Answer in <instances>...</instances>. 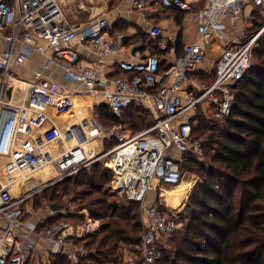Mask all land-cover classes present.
<instances>
[{"label": "built area", "instance_id": "obj_1", "mask_svg": "<svg viewBox=\"0 0 264 264\" xmlns=\"http://www.w3.org/2000/svg\"><path fill=\"white\" fill-rule=\"evenodd\" d=\"M162 5L189 14L197 33L181 56L171 62L165 57L164 70L161 55L126 57L125 34L112 33L111 24L99 18L79 42L93 58L85 61L73 44L83 26L66 18L63 0H0V33L8 32L0 51V264H29V249L39 239L60 252L69 240L99 231L100 222L89 212L78 228L62 220L39 231L29 221L35 210L26 205L45 188L98 164L113 191L140 207L144 231L139 256L125 258L124 264H154L162 256V243L180 230L176 217L149 195L180 186L182 161L201 152L190 111L213 95L214 117L231 114L235 95L230 87L251 68L252 49L261 32L249 33L244 27L247 9L264 10V0H162ZM135 7L144 10V0H135ZM151 35L158 38L162 31L153 27ZM216 40L222 51L216 59L215 82L197 95L190 88L201 89L190 84L189 77L207 62ZM169 47V42L158 44L163 53ZM34 51L43 53L45 60L30 78L24 77L17 70L25 68ZM112 57H118L112 60L117 67L109 69L107 60ZM57 68L72 87L56 78ZM118 70L123 73L113 76ZM216 91L222 96L214 97ZM78 96L87 97L80 109ZM133 104L152 116L151 125L139 133L125 122L105 125L96 116V107L106 105L121 119ZM67 251L74 260V253Z\"/></svg>", "mask_w": 264, "mask_h": 264}, {"label": "trees", "instance_id": "obj_2", "mask_svg": "<svg viewBox=\"0 0 264 264\" xmlns=\"http://www.w3.org/2000/svg\"><path fill=\"white\" fill-rule=\"evenodd\" d=\"M260 27L258 24L250 32ZM154 50L158 51L152 55H161L158 46ZM254 55V64L230 87L235 95L231 114L209 118L207 114L214 115L211 107L193 119L197 122L193 136L201 144L203 159L189 154L182 161V171H197L198 187L188 198L184 215L169 213L178 222L182 220L184 227L167 245L160 246L162 256L154 264H264V33L252 49V58ZM161 69H165L163 64ZM122 73L118 70L112 75ZM214 78L215 70L206 80L211 83ZM96 109L105 125L122 121L134 133L151 125L152 116L138 104L125 108L121 119L106 105ZM96 177L86 169L55 185V198L65 186L64 194L72 191V201L85 203L91 218L100 221V229L86 239L74 240L75 245L86 243L87 248L86 253L77 255V261L73 263L66 253L59 252L52 254V264H124L129 255L126 249L139 255L144 231L139 205L124 196L125 202L119 204V195L111 190L105 193ZM192 202L197 207H190Z\"/></svg>", "mask_w": 264, "mask_h": 264}, {"label": "crops", "instance_id": "obj_3", "mask_svg": "<svg viewBox=\"0 0 264 264\" xmlns=\"http://www.w3.org/2000/svg\"><path fill=\"white\" fill-rule=\"evenodd\" d=\"M201 4L202 0H198ZM146 8L144 10L136 9L135 0H63V9L66 18L74 24L82 25L83 28L79 34V41L73 43L75 47L81 52L82 56L86 58L85 61L91 62L93 58L88 56L80 47V40L86 37L90 31V25L95 19H106L112 28V33H124L125 34V48L127 51L126 57L134 56L135 60H143L152 55L160 42H169V50L166 53L161 52L163 58V65L165 62L174 61L183 51L184 45L191 43L197 37L195 25L192 22L191 16L187 13L181 12L176 9H171L162 5V0H144ZM252 9H247V17H250ZM78 17H85V21L78 20ZM97 17V18H96ZM153 27H159L162 31V35L158 38H154L151 35ZM8 34L6 32L4 35ZM3 33H0V51L4 50V44L2 43ZM151 43V44H150ZM180 45V48L177 46ZM222 43L218 40L215 41L212 47L208 49V59H216L221 53ZM167 57V61L165 60ZM125 58L121 56L120 59ZM118 59L115 57L107 60L108 68L117 65H112V60ZM45 58L43 53L34 51L26 63L25 68L17 70L20 75L24 77H31L32 70L40 69ZM207 63V62H206ZM203 64L195 73L190 75V84L199 86L202 78L207 79L211 76L213 71H216L215 67H209ZM56 72L54 75L60 81H63L69 87L70 84L65 81L63 73L60 69H54ZM191 91L197 93L196 88H190ZM82 101L87 103V97L78 96L77 102ZM35 185H39L35 183ZM172 189V188H171ZM164 189H162L163 191ZM162 193V192H161ZM162 198V197H161ZM33 223V222H32ZM35 224V223H33ZM36 225V224H35ZM37 226V225H36ZM79 225H74L78 228ZM24 234L25 231L19 232ZM84 239V238H83ZM172 239V238H171ZM162 243L167 245L170 240ZM82 240V239H80ZM65 250L60 251L68 254L71 251L72 254L76 253L73 247L78 246L74 244V241L69 240L67 242ZM48 247L49 245L42 239H39L36 245H32L30 249L32 251H40L41 247ZM75 251V252H74ZM55 253H59L56 252ZM130 260V257H127Z\"/></svg>", "mask_w": 264, "mask_h": 264}, {"label": "rangeland", "instance_id": "obj_4", "mask_svg": "<svg viewBox=\"0 0 264 264\" xmlns=\"http://www.w3.org/2000/svg\"><path fill=\"white\" fill-rule=\"evenodd\" d=\"M250 9H252V8H250ZM254 11L252 10L250 17H247V20L245 21V23L243 25H244V27H246L248 29L249 33H251L250 31H252V29L254 30L255 27H257L259 24L261 27L258 30H256L255 33L261 31L260 35H259V38H260L262 36V34L264 33V10H258L256 12H254ZM78 20L85 21L86 18L85 17H78ZM255 61H256V57L254 55L253 60H252V64H254ZM204 65L205 66L210 65L209 67H211V66L215 67V59H213V60L208 59L207 63H205ZM202 66L203 65H201L200 67H202ZM214 82H215V78L211 83L209 80H206V79L203 80L202 79L201 83H199V88L201 89V91L196 89L197 95L204 93L207 88L211 87L214 84ZM221 96H222V94L220 93V91H216V93L214 94V97H217V98L221 97ZM212 98H213V95H209L207 98L202 100L201 103L198 104L197 111L195 109V111L193 110V111L189 112L191 115H193L192 116V122H193V119L196 117V115L198 113H200V111L204 112V113L208 112V110L212 107V102H211ZM81 104H84V103L82 101H79V102L76 101V108L80 109ZM82 107H83V105H82ZM194 112H195V114H194ZM190 114H189V116H191ZM207 115L209 116V118L214 117L213 113H209ZM96 116L100 121H105L104 119L101 120L99 118V116L97 115V112H96ZM195 123H197V122H193V125ZM108 146H109L108 144L105 145V149H107ZM196 155L200 159H203L202 152H200ZM2 164H3V159L0 158V167ZM99 167H100V164L91 167L89 169L90 173H93L94 175L97 176L96 179L100 182V184L102 183L101 186L103 187L105 193H107L110 190L113 191L109 178H106V176H104L101 172H99ZM198 181H199V176H198L197 171L185 168V171L183 173V181H182L184 183L181 184L182 186L180 185V187L179 188L177 187L176 190H174L175 188H172V189L171 188H163L164 190H167L168 192L171 190H174V191H172L173 198L171 199L170 202H165L162 200V198H161L162 197V193H161L162 191L152 192L149 195V200L154 202V203L157 202L158 206L162 210H164L168 213L176 214L180 217L181 215H184V214H182V212L183 211L185 212V210H184L185 204H187L188 198L192 195L193 191L196 189V186L198 185L197 184ZM35 183L38 184V183H40V181L35 182ZM55 185L56 184H53V185L45 188L43 191H41L40 193H38L36 196L33 197V199L36 198V201L34 204L31 205V207L34 208L36 214H35L33 219L29 218L30 220L29 219L28 220L31 221V223L32 222L35 223L37 225V229L44 228L46 226H49V224H51V223H57V222L62 221V220H65L69 224H72V225L84 224L87 221V215H88L87 213L89 212L88 211L89 209L87 208V206H85V203H83V202L81 203L80 200H78L76 202L72 201V198H73L72 191H69L68 194H64V193H66L65 186L64 187L62 186V188L60 189V191L57 194V197L55 198V194H54ZM81 189L82 188H79V190H81ZM113 192L117 193L119 195L118 196L119 198L116 200L119 204L125 202V200L122 198V196L118 192H115V191H113ZM15 195H19V192L15 193ZM53 196H54V198H51ZM190 207H192V208L197 207V204H194V202H192L190 204ZM181 221L182 220H179V222H181ZM187 223H188V220L185 222V224L187 225ZM35 224H33V225H35ZM180 224H181L180 229H182L184 227L183 221ZM185 229L187 230V228H185ZM183 233H185V232H182V234ZM175 236H177V235H174L173 237H175ZM84 239H86V237ZM85 245H86V243L73 247V249L76 251V253H74V260L71 259L72 262L78 260V256H77L78 254H84L87 252V248L85 247ZM52 249L53 248L49 247V246L48 247H46V246L41 247L40 251H38V252H36V251L34 252L31 249H29V264H52L53 259L51 256H52V254H55V252L52 251ZM127 250L128 249L125 250V253H127V255L129 253V255L127 257L137 258L139 256V255L135 256V254L133 255L132 253L128 252Z\"/></svg>", "mask_w": 264, "mask_h": 264}, {"label": "bare ground", "instance_id": "obj_5", "mask_svg": "<svg viewBox=\"0 0 264 264\" xmlns=\"http://www.w3.org/2000/svg\"><path fill=\"white\" fill-rule=\"evenodd\" d=\"M163 188H173V187H163ZM178 188H179V186H178ZM162 189H161V191H162ZM174 190H176V188ZM174 190L169 191L170 193L167 190H163L162 191V200L165 202H170L171 199L173 198L172 191H174Z\"/></svg>", "mask_w": 264, "mask_h": 264}]
</instances>
